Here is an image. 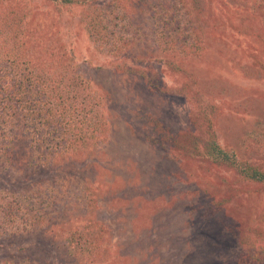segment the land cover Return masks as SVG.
Segmentation results:
<instances>
[{"label":"rangeland","instance_id":"obj_1","mask_svg":"<svg viewBox=\"0 0 264 264\" xmlns=\"http://www.w3.org/2000/svg\"><path fill=\"white\" fill-rule=\"evenodd\" d=\"M31 1L0 49V112L17 100L23 117L0 124V264H241L246 240L261 249L264 183L190 150L194 138L206 144L213 135L264 170V10L252 7L261 1L124 0L122 21L133 24L122 32L119 21L122 37L110 46L90 38L81 9L102 0H77L73 10L62 0ZM197 10L204 31L192 19ZM172 13L166 34L179 39L164 48ZM164 49L180 58L182 75L159 59ZM67 90L101 104V147L75 163L56 162L73 155L71 147L60 152L61 135L51 144L56 157L26 136L57 113L50 104ZM51 164L57 179L67 168L81 183L88 174L102 183L100 194L60 192L46 176Z\"/></svg>","mask_w":264,"mask_h":264},{"label":"trees","instance_id":"obj_2","mask_svg":"<svg viewBox=\"0 0 264 264\" xmlns=\"http://www.w3.org/2000/svg\"><path fill=\"white\" fill-rule=\"evenodd\" d=\"M22 1V2H21ZM100 2V4H97L98 2H88L86 7H83L81 9H84L83 14H86L89 16L87 19L88 24H90L88 28V33L90 38L97 34L98 38H100L104 45H111L115 43L118 38H121L122 35L117 32V30L122 26L121 30L122 32L130 31V25L133 24L132 20L128 19L123 22L127 17V14L125 15L124 12L126 10V6L123 3L124 0H108ZM261 1L260 5H253V9L257 10L260 9L261 11L264 10V0H256ZM31 0H0V49L1 46H10L8 38L10 36H14L13 34L17 31L16 29H19L20 26L25 22V18L29 14V11L27 10L29 6L31 5ZM64 6L67 5L72 10L73 6H80L79 2L77 0H62ZM252 2H255L253 0ZM17 5V6H16ZM188 5V4H186ZM190 8V7H189ZM197 8V7H196ZM191 11H193L192 8H190ZM24 11V12H23ZM23 12V14H21ZM194 16L192 17L193 20L198 22L196 26L200 29L202 27V22L200 18V12L197 10V12H193ZM81 13V15H83ZM123 14V15H121ZM176 14L172 13L171 15H165L166 22H165V29L163 33H160L161 36H163L165 39L164 42V48L168 47V42H171L172 45L175 44L177 39H179V32L177 33V38L175 36H171L170 34H166L168 32L167 27H172V21H175L174 16ZM176 18V17H175ZM84 19V18H83ZM107 19V20H106ZM116 20L115 21V27L113 29H110L108 26V20ZM112 20V21H113ZM121 21L123 24L120 26L118 25V22ZM125 23V24H124ZM124 25V26H123ZM14 27V28H13ZM88 27V26H87ZM15 29V31L13 30ZM27 29L32 30L31 27H28ZM179 29L176 27V30ZM192 30L196 31L195 27H192ZM204 31V30H202ZM167 40V41H166ZM188 40V37H186L183 40V43ZM27 43V40H26ZM116 45V44H115ZM184 48V46H183ZM163 50V49H162ZM165 50V49H164ZM173 52H167L165 50V54L159 53V59L165 63V65L168 68H174V72L178 73V75H182L184 70L181 66H179L180 58L178 56H174ZM12 61V60H11ZM32 72L29 70V68L21 69V79L19 80V85L22 87V91L24 92V89L30 88V81H31V74ZM153 85V84H152ZM88 87V85H86ZM63 90V89H62ZM63 92H65L63 90ZM67 98L62 96L57 101L52 102L51 107H49L50 110L53 108L57 111L55 112H49L46 114L44 118H40V122L36 123L32 127L31 134H27L26 136L28 138L34 136L36 139V148L44 150V157H46L49 154H52V156L56 157L54 153L55 150L58 149V147H54L53 142L54 136H60L61 135V142L57 143L60 145V152H64L66 150V147H71V153L73 155H69V160L63 159L62 157H58L56 159V162H64L68 163V161H73L75 163V159H80L85 156H93L94 152L99 148L100 142L102 141L103 137H98L102 135L103 130L98 129V125L101 122L99 120V114H100V106L101 104H98V102H94L92 100L93 96L87 95V94H81L80 100H76L73 98L74 95H71L70 90H67ZM10 106H12V109L9 106L8 112L4 111L0 112V124L2 121H5L6 119H19V123L23 121V117L21 116V111H18L19 108L17 107V100H11L10 103H8ZM198 104V103H197ZM98 107V108H96ZM6 108V106H5ZM38 110V109H37ZM21 116V117H20ZM98 116V118H97ZM101 117V116H100ZM105 124V119L102 120ZM106 129V127H105ZM187 134H190L188 132ZM10 138V136H8ZM9 138H5V141H8L9 146H12L13 143H16L18 138L13 137L9 140ZM100 138H102L100 140ZM179 138H181L179 136ZM177 141L181 139H176ZM62 145V146H61ZM191 145H194L196 148H190L192 151H197L200 149H205V156H207L209 159H212L214 162L218 164H227L234 166L238 171L243 173V176L246 178H249L250 180H253L255 182H261L264 183V170L258 168V166H255L253 164H250L248 162L241 163V160L237 157L236 153H233L231 151L226 150L222 147V145L218 142L217 138L213 135H211L210 139L206 144L199 143L198 137L194 138ZM101 147V146H100ZM2 149H0L1 151ZM12 156V155H11ZM0 155V165L4 166L6 165ZM15 156H13L14 158ZM79 161V160H77ZM54 162V163H56ZM81 162V161H79ZM53 165V164H51ZM50 165V166H51ZM57 165H53L50 169V176L46 175L47 177H51V179H48V181H51L53 183L59 184L60 187H56L60 189V192H64V188H66L71 193H78L83 194L84 197L88 195V193L92 190L93 197L96 198L100 194V187H102V183L98 182L97 180H90L88 174H82L84 182L81 183L77 177L79 175H76L73 170H69L68 168L64 170L66 173H63L64 176L57 179L58 173L55 171ZM43 175H41L40 181H47L42 178ZM68 178L70 185H65V182L63 179ZM62 179V183L59 181ZM85 183V184H84ZM61 184V185H60ZM84 184V186H83ZM78 186V187H77ZM53 188L55 186H52ZM17 207L20 208L21 202L17 201ZM15 203V204H16ZM34 204L33 200L29 201V204L27 206L29 211H32L31 206ZM14 208H10L7 210V215L9 216V220L13 221L15 218L13 217V213L11 212ZM37 218V217H36ZM38 221V219H37ZM96 235V233L94 234ZM245 241L246 247L245 251L242 253V258L239 260L241 264H264V245H261V249H256V246L252 244H257V242L249 243ZM247 242V243H246Z\"/></svg>","mask_w":264,"mask_h":264}]
</instances>
